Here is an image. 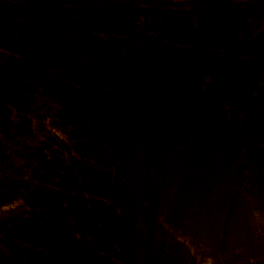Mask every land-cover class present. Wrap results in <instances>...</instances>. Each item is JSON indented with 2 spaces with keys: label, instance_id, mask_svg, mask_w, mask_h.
Masks as SVG:
<instances>
[{
  "label": "rangeland",
  "instance_id": "1",
  "mask_svg": "<svg viewBox=\"0 0 264 264\" xmlns=\"http://www.w3.org/2000/svg\"><path fill=\"white\" fill-rule=\"evenodd\" d=\"M113 1L28 0L25 12L36 28L52 33L54 42L51 43L61 56V53L72 59L80 56L76 65L95 71L92 74L96 77L100 76V60L113 56L116 61L120 58L125 69L138 70L140 75L153 73L174 92H189L168 52L150 42H136L133 31L128 29L126 13ZM182 1L191 7L194 15L200 14L198 18L214 33L211 35L216 36L225 53H233L244 43L250 46L263 34L264 0ZM21 5L22 1L17 7ZM115 6L117 10L112 8ZM113 26L129 39L122 40L124 37L120 35L113 40L101 39L100 32ZM230 71L238 74L239 69ZM131 77L126 75L122 79ZM258 83L244 81L238 90L222 81L212 86L211 95L223 118L231 122V129L239 122L246 126L248 121L247 128L255 135L264 129V102L252 96L254 93L264 96V84ZM46 105L50 109L51 105ZM31 120L36 135L26 151L40 155L39 152L48 151L51 141H58L59 132L52 127L53 119L43 114L32 112ZM111 129L109 143L101 144L90 154L89 170L105 188L98 202L88 203L93 215L82 213L66 219L67 223L62 221L70 243L62 242L56 254L45 249V242L28 245L14 241L10 248H5L7 258L12 260L9 264H31L28 251L37 259L42 258L45 264H264L262 145L248 150L235 147L220 153L217 138L196 143L187 138L182 147L180 140L161 125L156 112L133 102L122 103ZM3 132L0 127V134ZM60 136L63 150L68 153L71 143ZM75 155L78 162L71 163L80 169L70 174L80 177L84 172L82 159ZM23 164L20 175L25 174V181L20 186L35 191V196L52 195V189H56L50 174L45 178V169L41 172L43 161H35L32 156ZM47 166L51 170V164ZM40 173L43 180L39 178ZM90 173L86 178H92ZM3 186L7 194L15 188L0 175V191ZM113 193L123 203H112ZM27 194L23 200L0 208V239L6 234L8 240L14 239V232L17 235L25 230L22 227L27 226V221L34 223L36 211L44 212L46 206L42 203L41 209L34 207L37 203H29ZM93 198L96 196H89V200ZM60 204L69 210L75 205ZM80 204L81 209L74 206L76 212L84 208V203ZM84 220L90 221L87 228L83 226ZM56 224L47 225L43 232L51 233ZM35 233L40 235V230L36 229ZM50 242L58 241L54 237ZM72 244L73 247H68ZM115 249L121 252L126 263L120 260Z\"/></svg>",
  "mask_w": 264,
  "mask_h": 264
},
{
  "label": "trees",
  "instance_id": "2",
  "mask_svg": "<svg viewBox=\"0 0 264 264\" xmlns=\"http://www.w3.org/2000/svg\"><path fill=\"white\" fill-rule=\"evenodd\" d=\"M20 1L22 5L17 7ZM113 3L126 13L128 29L133 31L136 42H150L168 52L189 92H174L160 83L153 73L147 76L138 74V70L125 69L120 58L116 61L113 56L100 60V76L96 77L92 74L95 71L76 65L75 61L80 60V56L72 59L60 52L61 56L55 50L56 45L51 43L54 42L52 33L36 28L26 14L28 0H0V127L4 129L0 134V175L15 187L8 194L4 186L1 188L0 208L23 200L25 193L30 197L29 203H37L34 207L41 209L42 203L46 206L44 212L33 214L36 216L34 223L27 221V226L22 227L25 230L17 235L14 232V239L8 240V234L0 239V264L12 261L11 257L7 258L5 248H10L14 241L28 245L45 242L47 251L53 254L60 252L62 242L70 243L63 222L67 223L66 219L79 217L82 213L93 215L88 210V203L98 202L105 188L89 170L90 154L101 144L109 143L114 119L123 102L141 103L156 112L161 125L180 140L182 147L183 140L187 138L193 143L217 138L220 153L235 147L246 150L249 147L255 149L259 144L264 147V129L255 135L247 128L249 121L246 126L239 122L231 129V122L223 118L210 92L212 86L221 81L237 90L244 81L264 84V31L255 43L250 46L244 43L230 54L224 52L225 48L217 43L216 36L211 35L214 33L198 18L200 14L194 15L185 1L114 0ZM116 6L112 8L117 10ZM204 9L211 12L208 8ZM187 11L191 19L186 15ZM100 33L103 40H108L106 37L113 40L119 35L124 37L122 40L129 39L126 34L118 33L114 26ZM68 57L73 62H68ZM231 69H239L238 74L237 71L231 73ZM126 75L132 77L123 80ZM212 93L215 94L214 91ZM252 96L258 102H264L260 93ZM46 104L51 105L49 107L54 113ZM35 111L53 119L52 127L59 132L58 141H63L60 135L68 138L71 143L68 153L63 150L62 142L54 140L49 144L48 151L45 149L39 152L40 155L35 154L36 157L33 152L27 153L26 149L31 146L29 142L36 135L31 120ZM46 152L48 154L44 157ZM75 154L82 159L81 169L84 172L80 177L74 175L80 166L71 163L78 162ZM32 156L35 161H43L40 166L43 167L41 172L45 171L44 177L49 178L47 173L50 174L56 189L51 190L52 195L35 196V191L30 192L28 187L20 186L25 181V174L20 175L23 162L32 159ZM47 164H51V170L46 168ZM70 172L74 174L71 176ZM89 172L92 178H86ZM89 196L96 198L89 200ZM112 196V203H123L119 195L118 200L114 193ZM60 203L75 205H71L69 210ZM80 203H84V208L76 212L74 206L81 209ZM89 222L84 220L83 226L87 228ZM50 224H56L51 233L43 232ZM36 229L40 230V235L35 233ZM23 233L26 235L20 237ZM54 237L57 243L50 242V238ZM68 247H73V244ZM116 253L124 263L121 252L117 250ZM22 254L25 255L24 251ZM28 261L45 264L42 258L37 259L29 251Z\"/></svg>",
  "mask_w": 264,
  "mask_h": 264
}]
</instances>
